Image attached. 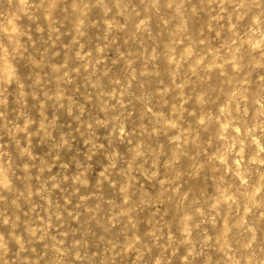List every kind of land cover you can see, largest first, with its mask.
Instances as JSON below:
<instances>
[{"label":"rangeland","instance_id":"rangeland-1","mask_svg":"<svg viewBox=\"0 0 264 264\" xmlns=\"http://www.w3.org/2000/svg\"><path fill=\"white\" fill-rule=\"evenodd\" d=\"M0 264H264V0H0Z\"/></svg>","mask_w":264,"mask_h":264}]
</instances>
